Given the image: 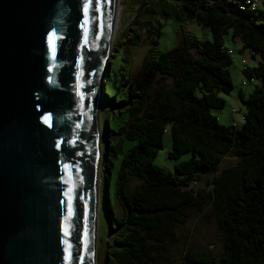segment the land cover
<instances>
[{
  "label": "trees",
  "instance_id": "trees-1",
  "mask_svg": "<svg viewBox=\"0 0 264 264\" xmlns=\"http://www.w3.org/2000/svg\"><path fill=\"white\" fill-rule=\"evenodd\" d=\"M153 1L171 7V0ZM238 1L174 0L176 20L209 29L210 39L202 44L184 35L179 45L145 56L136 71L116 46L111 54L103 83L109 108L103 142L107 149L115 140L119 162L112 199L108 181L103 189L114 229L107 264H148L147 240L163 242L173 235V226L184 223L188 209L203 203L193 187L187 188L197 173L212 174L207 198L218 213L224 246L219 255L185 251L184 264H264V9L240 11ZM227 33L241 42L239 51L257 60L246 76L258 83L247 97L238 94L245 107L240 127L220 124L212 113L223 105L220 94L234 88L228 70L232 57L223 46ZM156 74L171 76V87L155 85ZM166 134L169 159L190 154L173 168L187 180L152 164ZM229 153L237 162L218 171ZM136 179L140 184L129 190Z\"/></svg>",
  "mask_w": 264,
  "mask_h": 264
},
{
  "label": "water",
  "instance_id": "water-1",
  "mask_svg": "<svg viewBox=\"0 0 264 264\" xmlns=\"http://www.w3.org/2000/svg\"><path fill=\"white\" fill-rule=\"evenodd\" d=\"M116 0H0V264H95Z\"/></svg>",
  "mask_w": 264,
  "mask_h": 264
},
{
  "label": "rangeland",
  "instance_id": "rangeland-1",
  "mask_svg": "<svg viewBox=\"0 0 264 264\" xmlns=\"http://www.w3.org/2000/svg\"><path fill=\"white\" fill-rule=\"evenodd\" d=\"M120 4L121 14L118 15L117 26L109 45L108 61L112 57L111 54L116 46L118 56H127L130 59L131 69L138 70L145 56H156L158 53L169 50L179 45L182 36L187 35L199 44L210 39V32L207 27L197 23H188L175 19L174 0H171V7L167 1L153 0H117ZM257 2V10L264 8V0H255ZM136 17V18H135ZM135 18V19H134ZM139 35V39L136 36ZM111 40V39H110ZM153 41H156L154 44ZM117 42V43H116ZM241 42L236 38L232 39L231 34L224 36L223 46L232 52V63L228 66V70L233 83V91L231 94H220L223 99V105L218 109H213L212 113L217 117L220 124L232 126V107L236 106L237 110L234 114V121L240 127L243 122V114L245 107L239 98L233 101V94L236 91L239 79V69L242 66V60L246 61L248 68L255 67L257 60L251 58L248 51H239ZM125 50V53H124ZM105 68V72H106ZM106 78V74L102 75L100 84ZM163 84L171 87V76L155 75V85ZM254 88L253 84L242 87L245 97H247ZM109 110L104 102V96L100 105V159H99V191H98V207H97V244L95 252V264H107L108 252L114 244V229L108 222V212L104 200V185L108 181L109 194L112 199L114 191V181L116 177V169L119 158H114L113 140L107 149L103 142L104 138V119L106 117L104 111ZM110 116V112L108 113ZM108 116V115H107ZM171 150V140L166 134L163 138L161 149L152 159V164L160 168L165 173L171 175L177 180H187L186 176L177 175L173 172L174 165L189 158L190 154L185 153L177 160L168 158V152ZM109 157V159H107ZM238 157L233 153L226 155L219 164L218 171L223 167L235 164ZM111 161V162H110ZM212 174L197 173L192 180H187V188L193 187L196 191L195 196L201 195L203 203L199 208L193 207L186 211L185 221L182 224L173 226V235L166 237L163 242L148 239L147 242L152 246V253L148 260V264H184L182 258L185 251L192 253H205L210 251L215 255H219L223 251V236L218 228L216 217L217 211L212 207L210 199L207 198V190ZM195 180V181H194ZM140 181L134 180L129 190L138 186Z\"/></svg>",
  "mask_w": 264,
  "mask_h": 264
},
{
  "label": "built area",
  "instance_id": "built-area-1",
  "mask_svg": "<svg viewBox=\"0 0 264 264\" xmlns=\"http://www.w3.org/2000/svg\"><path fill=\"white\" fill-rule=\"evenodd\" d=\"M237 5V8L240 10V11H257V8H258V5H257V2L255 0H241V1H238L235 3ZM226 52L229 54V55H232V52L230 49H226ZM248 70V67L246 66V61L245 60H242V66L240 67L239 69V79H238V82H237V86H236V91L235 93L233 94V96L236 98L239 94V92L241 91L242 87L243 86H246L248 84H253V85H256L258 83V80L256 77L254 76H246V72ZM237 108L236 106L232 107V119H233V126L234 127H237V122L234 121V114L236 113Z\"/></svg>",
  "mask_w": 264,
  "mask_h": 264
},
{
  "label": "bare ground",
  "instance_id": "bare-ground-1",
  "mask_svg": "<svg viewBox=\"0 0 264 264\" xmlns=\"http://www.w3.org/2000/svg\"><path fill=\"white\" fill-rule=\"evenodd\" d=\"M120 12H121L120 4L116 0L115 1L114 14H113V21H112V25H111V32H110V37H109V44L111 43L112 37L114 36V32H115L116 26H117L118 15L121 14Z\"/></svg>",
  "mask_w": 264,
  "mask_h": 264
},
{
  "label": "crops",
  "instance_id": "crops-1",
  "mask_svg": "<svg viewBox=\"0 0 264 264\" xmlns=\"http://www.w3.org/2000/svg\"><path fill=\"white\" fill-rule=\"evenodd\" d=\"M263 9H264V8H263ZM263 9H262V10H263ZM238 50H239V49H238ZM241 92L243 93L242 89H241ZM237 98H238V96H237L236 98L233 96V101L235 102Z\"/></svg>",
  "mask_w": 264,
  "mask_h": 264
}]
</instances>
